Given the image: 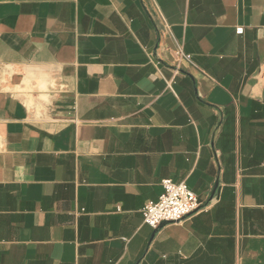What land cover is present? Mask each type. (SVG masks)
I'll return each mask as SVG.
<instances>
[{"label":"crops","instance_id":"obj_1","mask_svg":"<svg viewBox=\"0 0 264 264\" xmlns=\"http://www.w3.org/2000/svg\"><path fill=\"white\" fill-rule=\"evenodd\" d=\"M0 264H264V0H0Z\"/></svg>","mask_w":264,"mask_h":264},{"label":"built area","instance_id":"obj_2","mask_svg":"<svg viewBox=\"0 0 264 264\" xmlns=\"http://www.w3.org/2000/svg\"><path fill=\"white\" fill-rule=\"evenodd\" d=\"M244 29H236L242 35ZM179 60L192 63V58L185 55L181 48L176 51ZM163 193L156 202L148 203L143 210L144 224L158 230L163 223H180L201 210L202 203L198 196L184 183H174L170 179L162 181Z\"/></svg>","mask_w":264,"mask_h":264},{"label":"water","instance_id":"obj_3","mask_svg":"<svg viewBox=\"0 0 264 264\" xmlns=\"http://www.w3.org/2000/svg\"><path fill=\"white\" fill-rule=\"evenodd\" d=\"M167 224H170V223H163V224L161 225V227H162V226H165V225H167Z\"/></svg>","mask_w":264,"mask_h":264}]
</instances>
